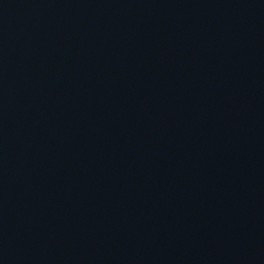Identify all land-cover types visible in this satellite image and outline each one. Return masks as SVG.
Wrapping results in <instances>:
<instances>
[{
  "label": "water",
  "instance_id": "obj_1",
  "mask_svg": "<svg viewBox=\"0 0 264 264\" xmlns=\"http://www.w3.org/2000/svg\"><path fill=\"white\" fill-rule=\"evenodd\" d=\"M0 264H264V0H0Z\"/></svg>",
  "mask_w": 264,
  "mask_h": 264
}]
</instances>
